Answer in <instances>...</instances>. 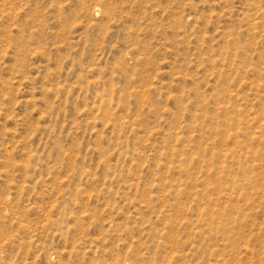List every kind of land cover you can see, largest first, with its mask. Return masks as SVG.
Masks as SVG:
<instances>
[{"label": "rangeland", "instance_id": "374dc122", "mask_svg": "<svg viewBox=\"0 0 264 264\" xmlns=\"http://www.w3.org/2000/svg\"><path fill=\"white\" fill-rule=\"evenodd\" d=\"M0 264H264V0H0Z\"/></svg>", "mask_w": 264, "mask_h": 264}]
</instances>
